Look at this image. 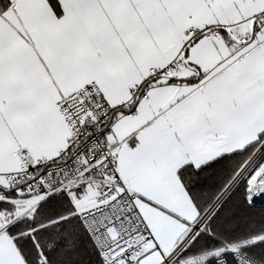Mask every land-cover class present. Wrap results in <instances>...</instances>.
<instances>
[{
    "label": "snow or ice",
    "instance_id": "obj_1",
    "mask_svg": "<svg viewBox=\"0 0 264 264\" xmlns=\"http://www.w3.org/2000/svg\"><path fill=\"white\" fill-rule=\"evenodd\" d=\"M0 264H264V0H0Z\"/></svg>",
    "mask_w": 264,
    "mask_h": 264
}]
</instances>
